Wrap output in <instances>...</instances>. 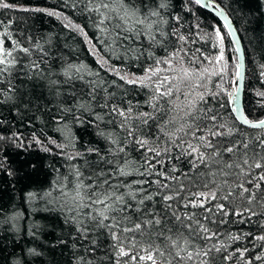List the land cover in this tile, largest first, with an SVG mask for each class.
<instances>
[{
  "label": "trees",
  "instance_id": "trees-1",
  "mask_svg": "<svg viewBox=\"0 0 264 264\" xmlns=\"http://www.w3.org/2000/svg\"><path fill=\"white\" fill-rule=\"evenodd\" d=\"M214 1L233 22L244 49V114L248 119H260L264 116V95H261L264 94V0ZM6 2L13 7L0 8V21H3L0 24V39L5 41L6 48L11 49L12 40H16L31 52L29 55L15 52L14 55L19 57L17 63L0 76V90H3L0 95V136L5 137L0 140V158L4 159L5 167L12 172L9 175L0 170V264H115L110 248L112 242L105 231L90 234V239L96 240L93 248L88 241L79 239L74 226L65 223L70 213L57 203L60 194L55 190L56 182L64 176L72 180L73 165L87 176L90 167H95L93 162L98 160L95 152L88 151L90 148L100 149L101 155L111 159L109 149L114 146L107 134L122 138L124 133L119 128L121 118L110 113V107L127 109L131 105L135 112H153L149 103L151 89L125 84L116 73L109 71L110 68H118L121 72L142 74L152 61L145 56L135 59L138 52L126 53L125 49L131 41L117 39L116 32L107 21L100 27L108 30L101 32L98 28L100 17L96 12L87 10L93 7L87 0ZM48 11H56L61 15L49 16ZM162 16L167 21L160 25L164 32L171 33L178 29L180 34L189 38L188 43L183 44L189 52V56L185 57L187 67H193L189 61L195 54L200 60L198 66L211 70L212 65L204 57L212 59L216 56L217 46L213 34L214 29L219 28L225 37V60L222 64L226 65L225 74L233 76L235 82L236 54L233 43L224 25L212 13L190 0H168V7L163 10ZM174 17L180 18L178 24ZM66 25H78L83 31ZM5 32L9 33L11 39L4 35ZM155 34L162 43L152 48H148L150 42L146 37L139 39L143 41L145 50L154 52L156 57L164 56L165 49L167 52L173 51V44L176 48L181 47V42L175 36ZM132 47L139 50L138 44ZM99 57L108 63L102 66ZM33 62L38 63L39 67L33 68ZM69 65L73 66L71 80L64 75ZM81 66V72L75 73L74 69ZM220 67L216 65L217 69ZM81 76L83 79H80ZM219 77L221 75L210 76L202 81L211 92H219V96L213 97L204 88L198 89L206 92V106L223 118L220 122L234 130L239 129V135L231 139L255 140L264 137V130L245 127L235 119L227 91H221L218 87ZM9 88L11 92H8ZM101 104L109 107L102 108L99 106ZM98 116L102 119H97ZM109 120L115 123H109ZM169 130H172L171 126ZM151 131L155 134L156 130ZM14 133L23 137L25 147H18L10 139ZM33 135L41 141L40 144L34 142ZM49 138L57 144H64L65 152L81 153L83 158L74 161L65 159L60 150L49 143ZM166 140L167 137H160L161 147L165 146ZM29 143L31 146L27 147ZM45 147L50 148L51 152L44 151ZM126 152L128 159L134 162L128 169L132 171L143 159V150L128 144ZM179 152L178 148L171 147L167 156L157 157L163 162L157 164V168L165 171L176 167L180 171L173 175L178 177L181 172L195 175L205 171L201 165L195 173H191L188 163L191 158L183 156L179 160L175 159ZM152 162L155 163V160ZM144 178L155 180L157 177ZM126 179L132 181L141 177L132 175ZM181 182L187 183L183 177ZM217 183H221L219 177ZM196 190L193 188V191ZM28 193L34 194L30 201L27 199ZM216 202L213 201V204ZM176 206L173 202V207ZM244 206L246 204L236 200L237 210ZM153 207L159 210L162 205L157 203ZM17 214L20 219L13 224L8 218ZM225 219L229 223L219 227L224 233V241L230 245V252L243 247L256 253L262 251L260 242L251 237L232 243L227 234H264V227L260 226L264 224V216H254L250 221L245 218L244 223H238L241 217L235 215ZM28 249H35L38 255L29 253ZM222 264H244V261H224Z\"/></svg>",
  "mask_w": 264,
  "mask_h": 264
},
{
  "label": "snow or ice",
  "instance_id": "snow-or-ice-1",
  "mask_svg": "<svg viewBox=\"0 0 264 264\" xmlns=\"http://www.w3.org/2000/svg\"><path fill=\"white\" fill-rule=\"evenodd\" d=\"M190 2L201 8L215 7L205 0ZM87 3L93 6L87 10L96 12L100 17L98 28L101 32L108 30L100 27L107 21L116 32L117 39L131 41L125 49L126 53L138 52L135 59L145 56L152 61L144 69L142 76L128 72L120 74L121 69L118 68H110L109 71L116 73L125 84L151 89L149 103L153 112H135L131 105L127 109L110 107V113L121 118L119 128L124 133L122 138H113V134H107L114 146L109 149L111 159L101 155L100 149L90 148L88 151L95 152L98 160L93 162L95 167H90L89 174L85 176L79 167L73 165V179L69 180L64 176L56 182L55 190L60 194L57 203L70 213L65 218V223L74 226L79 239L88 241L93 248L96 240L90 239V234L105 231L112 242L110 248L115 264L264 262V234L228 233V240L232 243L251 237L252 240L260 242L259 247L262 249L260 253L248 247L236 248L230 252V245L224 241V233L219 227L229 223L225 217L230 215L241 217L238 223H244L245 218L250 221L254 216H264V137L255 140L231 139L239 135V129L234 130L220 122L223 118L214 109L206 106V92L213 97L220 93L211 92L202 81L207 77L226 73V65L222 64L225 60V37L221 30L214 29L220 46L219 54L212 59L204 57L212 65L211 70L209 67H199L200 60L195 54H192L189 61L193 67H187L185 57L189 56V52L184 49L183 44L188 43L189 38L180 34L178 29L167 33L160 27L167 23L162 13L168 7V0H87ZM12 7L6 0H0V8ZM47 14L61 15L56 11H48ZM174 19L178 24L180 18ZM68 26L79 29L78 25H66ZM228 27V35H231V28ZM155 33L175 36L181 42V47L176 48L173 44V51L167 52L165 49L164 56L156 57L154 52L145 50L143 41L139 39L146 37L150 42L148 48L160 45L162 41L157 40ZM4 35L11 39L9 33L5 32ZM136 44L139 45V50L132 47ZM196 51L199 52V49ZM15 52L29 55L31 50L16 40H12L11 49L6 48L5 41L0 39V76L17 63L19 57L14 55ZM100 62L102 66L108 63L107 60ZM216 65L221 67L217 69ZM32 66L38 68L39 64L33 62ZM82 68L83 66L75 68V73H80ZM238 69L239 65L235 73L237 77L240 76ZM72 71L71 65L64 70L68 80L72 79ZM201 88L206 92L198 91ZM11 91L9 88L8 92ZM2 94L3 90H0V95ZM228 96L232 98L233 94L228 93ZM99 106L109 107L107 104ZM97 119L102 118L98 116ZM109 123L115 121L109 120ZM243 123L248 127L264 130V119L253 122L244 117ZM170 126L172 130H169ZM151 129L156 130L155 134ZM161 136L167 137L164 147L160 145ZM4 139V136H0V140ZM10 139L18 147H25L22 136L14 133ZM33 140L37 144L41 143L35 135ZM49 143L58 148L69 161L83 158L81 153L65 152L64 144H57L50 138ZM128 144L143 150V159L132 171L128 170L134 163L128 159ZM169 145L180 150L175 159L179 160L183 156L191 158L188 161L191 173H195L201 165L205 171L195 175L181 172L179 177L173 175L180 171L176 167L160 171L157 164L163 162L156 158L167 156L171 151ZM30 146L29 143L27 147ZM43 150L51 152L47 147ZM0 170L12 175L5 167L3 158H0ZM132 175H138L141 179H126ZM146 176L157 178L149 180L144 178ZM181 177L187 183H182ZM218 177L221 183H217ZM193 188L197 190L193 191ZM201 188L205 190H199ZM33 198L34 194L28 193L27 199L30 201ZM237 199L246 206L237 210ZM213 201L217 202L213 204ZM173 202L177 205L176 208L173 207ZM157 203L162 205L159 210L153 207ZM181 208L184 209L183 212L180 211ZM8 219L14 224L20 219V215ZM260 226L264 227V224ZM28 252L38 255L35 249H28Z\"/></svg>",
  "mask_w": 264,
  "mask_h": 264
},
{
  "label": "water",
  "instance_id": "water-1",
  "mask_svg": "<svg viewBox=\"0 0 264 264\" xmlns=\"http://www.w3.org/2000/svg\"><path fill=\"white\" fill-rule=\"evenodd\" d=\"M205 2L215 5V7H208V8H203V9L212 13L224 25L227 34L229 32L228 26H230L231 28L232 34L228 36L233 43V48L236 54V71H237V65H239L238 70L240 72V76L237 77L235 74V82L233 81L232 88L230 91H227V94L228 93L233 94L232 98L228 96L229 101H230V107L233 112V116L241 125L248 127L247 125L243 123V118L246 117L243 111V101H242L243 91H244V78H245V54H244V49H243L239 34L233 22L231 21L229 16L226 14L225 10L219 4H217L214 0H205ZM221 11L223 12V15H221ZM224 89L226 90V88ZM261 119H264V116L260 119H255V120L249 119V120L255 122Z\"/></svg>",
  "mask_w": 264,
  "mask_h": 264
},
{
  "label": "rangeland",
  "instance_id": "rangeland-1",
  "mask_svg": "<svg viewBox=\"0 0 264 264\" xmlns=\"http://www.w3.org/2000/svg\"><path fill=\"white\" fill-rule=\"evenodd\" d=\"M213 36H214L215 44H216V46H217V47H216V48H217L216 56H217V55L219 54V52H220V46H219L218 41H217L216 38H215V32H214ZM223 46H224V50H225V39H224V42H223ZM90 47H91V45H90ZM91 49H93V48L91 47ZM99 60L102 61V58L99 57ZM123 73H124V72H121L120 74H123ZM136 75H138V76H142L143 73H142V74H136ZM232 83H233V76L229 77L228 75L224 74V75H222L221 77H219V80H218V87H219L220 89H223V91H230L231 88H232ZM224 88H226V90H225Z\"/></svg>",
  "mask_w": 264,
  "mask_h": 264
}]
</instances>
